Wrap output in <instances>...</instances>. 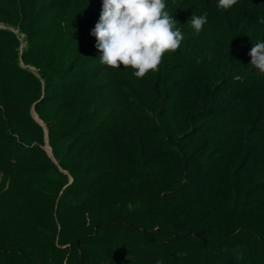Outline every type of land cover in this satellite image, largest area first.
<instances>
[{
    "label": "trees",
    "instance_id": "16d2710c",
    "mask_svg": "<svg viewBox=\"0 0 264 264\" xmlns=\"http://www.w3.org/2000/svg\"><path fill=\"white\" fill-rule=\"evenodd\" d=\"M166 2L184 40L137 79L102 0H0V264H264V0Z\"/></svg>",
    "mask_w": 264,
    "mask_h": 264
},
{
    "label": "clouds",
    "instance_id": "9594fccd",
    "mask_svg": "<svg viewBox=\"0 0 264 264\" xmlns=\"http://www.w3.org/2000/svg\"><path fill=\"white\" fill-rule=\"evenodd\" d=\"M237 3L238 0H215L221 12ZM167 8L166 0H102L99 20L90 33L101 53L99 63L112 69L130 68L137 79L158 71L163 56L177 51L184 40L177 20ZM258 22L264 24V17H259ZM206 23L207 13L193 14L188 21L197 34ZM248 54L250 65L264 75V42L254 43ZM241 247L237 246V259L243 258ZM177 255L183 257L187 252ZM156 264H163V260L158 259Z\"/></svg>",
    "mask_w": 264,
    "mask_h": 264
},
{
    "label": "water",
    "instance_id": "95a60500",
    "mask_svg": "<svg viewBox=\"0 0 264 264\" xmlns=\"http://www.w3.org/2000/svg\"><path fill=\"white\" fill-rule=\"evenodd\" d=\"M0 27H3V26H0ZM17 32V30H16ZM23 41L21 43V47H23ZM24 65V63H22ZM31 68L34 70L35 68L33 66H31ZM32 114L34 115V117L44 126V130H45V141H46V144L44 146V148L48 151L49 155L56 161V158L54 157L53 155V152H52V148L49 144V136H48V128L47 126L45 125V123L40 119V117L38 116L34 106L32 107ZM62 169V168H61ZM63 170V169H62ZM65 172H67L66 170H64ZM70 181H72V177H70ZM98 227H96L97 229Z\"/></svg>",
    "mask_w": 264,
    "mask_h": 264
},
{
    "label": "rangeland",
    "instance_id": "374dc122",
    "mask_svg": "<svg viewBox=\"0 0 264 264\" xmlns=\"http://www.w3.org/2000/svg\"><path fill=\"white\" fill-rule=\"evenodd\" d=\"M0 26H4L3 24H0ZM25 44V43H24Z\"/></svg>",
    "mask_w": 264,
    "mask_h": 264
}]
</instances>
